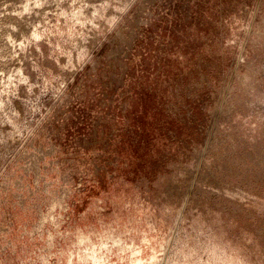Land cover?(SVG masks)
I'll return each instance as SVG.
<instances>
[{"label": "rangeland", "instance_id": "1", "mask_svg": "<svg viewBox=\"0 0 264 264\" xmlns=\"http://www.w3.org/2000/svg\"><path fill=\"white\" fill-rule=\"evenodd\" d=\"M122 1L0 0V264H264V0Z\"/></svg>", "mask_w": 264, "mask_h": 264}, {"label": "bare ground", "instance_id": "2", "mask_svg": "<svg viewBox=\"0 0 264 264\" xmlns=\"http://www.w3.org/2000/svg\"><path fill=\"white\" fill-rule=\"evenodd\" d=\"M72 2H78L77 4H82V5H86L88 4V2H90L91 0H70ZM93 1V0H92ZM98 1V0H97ZM110 1V0H109ZM128 0H123L122 1V4L125 5L127 3ZM68 2V1H67ZM100 2L102 3H107L108 0H100ZM58 0H5V4H6V11L10 12V14H13L16 18H22L23 16L25 15H28L30 14L31 12H34V11H37V9H40V8H43L44 7V10L46 9L45 7H48V6H52V5H57ZM71 3V2H70ZM92 3V2H91ZM72 4V3H71ZM70 4V5H71ZM121 4V5H122ZM100 5V4H99ZM79 6V5H78ZM53 7V6H52ZM73 7V6H72ZM76 7V6H74ZM73 7V8H74ZM82 8L81 6H79L76 10H78V13L82 14ZM48 9V8H47ZM75 10V9H74ZM64 11V10H63ZM39 12V11H38ZM74 12V11H73ZM75 13V12H74ZM74 13L72 14L74 16ZM62 14V13H61ZM148 14V12L146 13ZM64 15V13H63ZM10 16V15H9ZM13 16H10V18H12L14 20ZM76 19V17H75ZM12 20V21H13ZM80 20V19H79ZM11 20L8 21V22H11V23H7V25H5L4 29V33H5V39H6V43L8 44H11L13 45L15 43V38H14V34L15 32H18V36L20 35V43L19 44H24V40L26 37H29L26 36V32H24L23 30V27H24V24L22 25V29L19 28L20 25L16 22H12ZM15 21V20H14ZM20 23V22H19ZM28 26V25H27ZM3 30V29H2ZM14 33V34H13ZM28 33V32H27ZM3 35V34H2ZM118 37V36H117ZM119 39V38H118ZM120 40V39H119ZM26 41V40H25ZM16 44V43H15ZM20 45V46H21ZM48 239H52L51 236H49ZM118 239V238H117ZM120 240V239H118ZM143 241V240H142ZM83 242V241H82ZM164 242V241H163ZM115 243H116V240H115ZM119 243V241H118ZM117 243V245H118ZM81 245V244H80ZM162 246V245H161ZM100 248V247H99ZM164 249V248H163ZM138 253V251H137ZM160 254V253H159ZM136 255V254H135ZM138 255V254H137ZM133 256V255H132ZM131 256V257H132ZM77 257V256H76ZM92 258V257H91ZM153 258V257H152ZM159 258V257H158ZM95 259V258H93ZM102 259V258H101ZM95 261V260H94ZM142 261V260H141ZM153 261V259H152ZM168 261V260H167ZM70 262V261H69ZM93 262V261H92ZM137 264H141L140 261L138 260V262H136ZM135 263V264H136ZM154 263V262H153ZM166 263V261H165ZM163 264V263H162Z\"/></svg>", "mask_w": 264, "mask_h": 264}]
</instances>
